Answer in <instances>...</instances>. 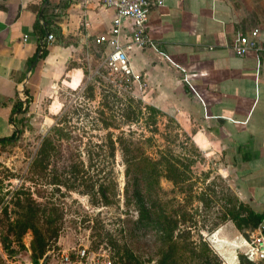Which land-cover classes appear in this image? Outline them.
I'll use <instances>...</instances> for the list:
<instances>
[{"label": "crops", "instance_id": "0c3cea01", "mask_svg": "<svg viewBox=\"0 0 264 264\" xmlns=\"http://www.w3.org/2000/svg\"><path fill=\"white\" fill-rule=\"evenodd\" d=\"M103 1L0 0L1 138L12 134L26 106L60 83H74L85 53L106 54L97 39L108 34L113 11ZM47 21L66 43L47 41V55L30 68L43 42L34 26L44 27L46 41ZM147 29L153 43L146 48L127 43V27L121 32L133 71L141 76V99L173 112L177 121L184 117L194 127L192 141L203 149L219 140L230 156L238 196L264 209V53L237 56L229 46L236 34L253 29L264 41V0H165L162 6L153 0ZM19 102L22 110L13 111ZM212 237L242 242L231 222ZM216 250L226 263L238 264L227 245Z\"/></svg>", "mask_w": 264, "mask_h": 264}, {"label": "rangeland", "instance_id": "374dc122", "mask_svg": "<svg viewBox=\"0 0 264 264\" xmlns=\"http://www.w3.org/2000/svg\"><path fill=\"white\" fill-rule=\"evenodd\" d=\"M93 52L95 55L92 58H88L85 53L84 59L80 60L82 74L77 76L71 86L60 83L55 88V92L43 97L39 102L30 104L25 114L19 116L23 117L24 121H21L17 128L21 127L23 131L14 137H10L11 134L10 142L0 143V264L31 262L30 228L25 229L22 235L25 249L20 247L17 237L12 234L22 229L15 222L27 223L28 217L25 215L30 209L27 200L29 196L41 204L57 206L58 213L62 216L56 243L52 244L45 254L48 255L46 264H64L62 263L63 254L71 253L73 257V252L84 246L111 258L112 250L109 243L113 240L120 245H126L137 257L139 264H159L164 253L166 245L162 243L160 231L140 229L136 225L135 205L128 204L125 197L124 167L118 150L112 164L105 155L107 147L102 148L104 157L99 166L103 168V171L100 174L106 176L109 168H113V174H108L104 185L110 186L112 179L115 182L114 191L110 187L106 192L108 204H104L101 200L98 184L93 186L94 193H97L95 195L97 198L94 196L95 199L86 184L74 189L63 185L56 188L50 183L47 171L43 175L34 176L28 172L29 164L43 137L62 114H66L69 120L68 125L73 133L82 135L83 143L80 149L84 151V144L87 145L91 141L94 148L100 150L98 145L102 144L106 130L101 127V124H96L94 117H98L96 113L98 109H103L100 104V94L101 91L110 87V83L116 87L118 95L125 102L132 97L133 105H136L139 100L142 101L141 106L147 104L141 99V91L136 84H122L115 75L102 66L104 55L96 50ZM89 86L94 89L92 97L88 95ZM104 110L107 115L108 110L105 107ZM142 111L141 120L138 123L129 127L123 125L121 129L127 132L132 131L135 137L144 139L151 137L152 139L145 141L143 145L152 155L157 149H172L179 157L186 158L185 161L189 163L187 173L193 184L190 206L194 212V218L192 222L179 223V227L186 228L190 225L192 241L190 245L195 247L197 254L202 251V243H205L216 255L219 264H228L214 246L212 235L216 229H210V221L215 217V212L225 211V205L231 206L232 203L238 209L240 204L245 208L248 204L237 194L230 156L222 152L219 140H216V146L207 148L208 151L203 149L201 144H194L190 135L194 127L191 123H186L184 117L177 121L173 117V112L163 110L162 115L156 118V124H152L146 118L147 110L142 109ZM114 131L117 133L119 130ZM198 140L202 141L199 138ZM75 144H78L77 139ZM70 147L72 148V144ZM82 158L86 160L85 155ZM89 171L92 173V170L89 169ZM159 186L161 187L157 194L159 201L171 204L170 209L182 202L184 194L175 188L171 181L161 177ZM202 194L207 199L206 203L198 198V195ZM205 217H208V222L204 221ZM11 222H14L13 227L9 226ZM227 222L233 223L230 220ZM244 232L246 236L240 233L242 239L249 240L252 235H257L256 229L250 230L245 227ZM3 235L9 236L13 253H7L3 248L1 242ZM176 251H174L175 255L164 264H202L203 262L200 258H194L188 250L177 249ZM231 251L237 254L238 264H250L241 249L232 248ZM179 253L184 255L180 257L181 259L178 258ZM42 261L43 259L40 263Z\"/></svg>", "mask_w": 264, "mask_h": 264}, {"label": "trees", "instance_id": "16d2710c", "mask_svg": "<svg viewBox=\"0 0 264 264\" xmlns=\"http://www.w3.org/2000/svg\"><path fill=\"white\" fill-rule=\"evenodd\" d=\"M46 24L49 34L53 35L55 41L65 44L66 42H64V37L60 30L52 26L49 21ZM34 29L37 40L43 41L41 44L39 42L37 48L40 50L39 59H43L48 53L47 41L44 40L45 29L40 23L35 24ZM109 86L108 89L101 91L100 104L103 109H98L96 111L98 117H94L96 124H101V127L106 130L102 144L98 145L100 150L95 149L91 141L87 145L84 144V151L80 149L83 143L82 135L73 133L68 125L69 120L66 118V114H59L57 121L43 137L29 164L28 172L34 176L37 174L43 175L47 171V175L50 176V183L56 188L63 185L74 189L86 184L89 186L88 190L93 195V198L97 194L94 193L93 186L98 184V194H101L100 198L103 203L108 204L109 200L106 192L110 187L114 191L115 182L112 179L110 186L104 185V180L108 178V174H113V168H109L106 176L100 174L103 171V168L99 166L104 157L102 148L104 146L107 147L105 155L111 160L112 164L114 163L115 153L118 150L124 167L125 197L128 204L133 203L135 205L137 227L160 231L162 243L166 245L159 264H164L168 261L171 256L175 255L174 251L177 249L179 251H190L194 258H200L203 261L202 264H219L216 255L211 252V249L205 243H202V251L200 253L197 254L195 252V247L190 245L192 243L189 231L190 225L186 228L179 227V223L192 222L194 218V212H192L190 206L193 197V184L190 182V177L187 173L189 171V163L185 161L186 158L179 157L172 149H157L152 155L146 151L143 145L145 141L152 139L151 137L148 139L135 137L132 131L127 132L121 129L123 125H128L129 127L138 123L141 120L142 109L148 112L147 120L152 124H156V118L162 115V110L151 104L141 106V100L137 101L136 105H133L132 102L134 100L132 97H129L128 102H125L118 95L116 87L111 83ZM89 87L88 90L90 92H88V95L92 97L94 89L92 86ZM22 107V103L19 102L13 108V111L20 112ZM104 107L108 110L107 115ZM27 108L28 106H26L25 111ZM115 110L119 112L117 113ZM22 118L15 119L16 126H20L19 123L24 121ZM116 129L119 130L117 133L114 131ZM22 131L20 127L19 132L21 133ZM15 135L16 131L10 137ZM10 137H8L9 140L4 139L0 143L10 142ZM76 139L78 144H75ZM71 144L72 148L70 147ZM84 155L86 160L82 158ZM89 169L92 170V173ZM93 170H95V173H93ZM161 177L171 181L173 186L184 194L182 202L171 209V204H167L168 202L166 201H159V196L157 195L159 190H161L159 186ZM112 193L114 194V192ZM198 196L202 202L206 203L207 199L203 194ZM27 200L30 208L25 215L28 217L27 223L15 222L22 229L18 233L12 234L17 237L20 247L25 249L22 235L25 229L30 228L32 234L30 242L32 251L31 263L41 264L40 260L43 259L49 247L56 243L62 216L58 213L57 206L41 204L39 201L32 199L31 196ZM247 203L246 208L240 204L238 209H236L235 205L231 203V206L225 205V211L218 213L214 211L215 217L210 221V229H217L229 220L245 236V227L250 230L258 228L264 218V209H260L252 202ZM204 221L208 222V217H205ZM13 225L14 222L9 223L10 227H13ZM175 232H177L176 235ZM1 242L7 253H13L11 240L8 235L1 236ZM109 246L112 250L111 260L113 264H139L137 257L126 245H120L113 240L110 241ZM35 253L37 255H33ZM183 256V254L179 253L178 258L181 259ZM250 264L254 263L250 261Z\"/></svg>", "mask_w": 264, "mask_h": 264}, {"label": "built area", "instance_id": "2783aa9c", "mask_svg": "<svg viewBox=\"0 0 264 264\" xmlns=\"http://www.w3.org/2000/svg\"><path fill=\"white\" fill-rule=\"evenodd\" d=\"M89 2L90 0H81ZM153 0H104L103 4L113 11L112 23L108 34L102 35L97 42L103 43L108 48L102 60V66L115 75L122 84H136L141 86V76L135 73L130 63L127 53V43L136 48H146L153 43L148 29L149 5ZM158 6H162L165 0H154ZM127 27V43H123L121 32ZM27 37L24 36V40ZM54 40L52 34L46 36L49 43ZM231 50L237 56H244L250 51L264 53V41L259 38V32L256 29L249 32L238 33L230 43ZM257 235H252L248 240L242 239L241 244L228 242L223 239L212 238L214 246H228L230 249L239 248L246 258L256 264H264V218L259 227L256 228ZM64 264H113L108 255L98 253L89 249L87 246L76 249L71 253L62 255ZM28 264H32L29 262Z\"/></svg>", "mask_w": 264, "mask_h": 264}, {"label": "water", "instance_id": "95a60500", "mask_svg": "<svg viewBox=\"0 0 264 264\" xmlns=\"http://www.w3.org/2000/svg\"><path fill=\"white\" fill-rule=\"evenodd\" d=\"M48 34V31H46V35ZM39 53H40V50H39V52H38V55L36 56V58L34 59V61L32 62V64H31V66H30V68H32L35 64H36V62H37V60H38V58H39ZM15 131H16V135H18L19 134V129L17 128V127H15ZM9 140V138H1L0 137V141H2V140ZM47 259H48V255H45L44 256V258H43V261L41 262V264H45L46 263V261H47Z\"/></svg>", "mask_w": 264, "mask_h": 264}]
</instances>
